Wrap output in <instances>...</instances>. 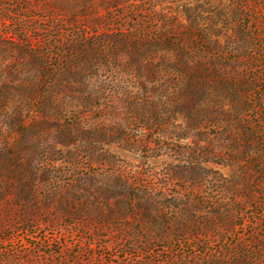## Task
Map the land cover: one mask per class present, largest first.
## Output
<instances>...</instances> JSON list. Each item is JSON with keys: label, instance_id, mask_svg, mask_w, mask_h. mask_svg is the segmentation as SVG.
Returning a JSON list of instances; mask_svg holds the SVG:
<instances>
[{"label": "rangeland", "instance_id": "rangeland-1", "mask_svg": "<svg viewBox=\"0 0 264 264\" xmlns=\"http://www.w3.org/2000/svg\"><path fill=\"white\" fill-rule=\"evenodd\" d=\"M0 264H264V0H0Z\"/></svg>", "mask_w": 264, "mask_h": 264}]
</instances>
